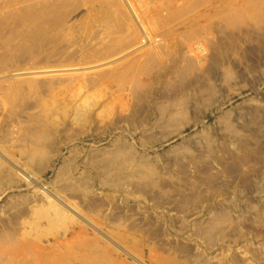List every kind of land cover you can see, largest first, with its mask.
<instances>
[{"label":"rangeland","instance_id":"rangeland-1","mask_svg":"<svg viewBox=\"0 0 264 264\" xmlns=\"http://www.w3.org/2000/svg\"><path fill=\"white\" fill-rule=\"evenodd\" d=\"M185 1L0 0V264H264V0Z\"/></svg>","mask_w":264,"mask_h":264},{"label":"bare ground","instance_id":"bare-ground-1","mask_svg":"<svg viewBox=\"0 0 264 264\" xmlns=\"http://www.w3.org/2000/svg\"><path fill=\"white\" fill-rule=\"evenodd\" d=\"M96 1V0H95ZM98 1V0H97ZM104 1V0H103ZM113 0H105V3L107 2V3H111ZM128 1H130V0H128ZM132 1H139V0H132ZM147 1H150V0H147ZM187 1V0H186ZM185 1V3H188V2H186ZM193 1V0H192ZM151 2H153V0H151ZM190 2V1H189ZM162 3V2H161ZM182 3V2H181ZM180 3V4H181ZM102 4H103V2H102ZM189 4V3H188ZM177 6H179V5H177ZM182 6H183V3H182ZM185 6V5H184ZM187 6H190V5H187ZM181 7V6H180ZM181 8H183V7H181ZM184 8H187V7H184ZM188 8H191V7H188ZM174 9H175V7H174ZM178 9V11L179 12H181V10L182 9H180L179 10V8H177ZM176 9V10H177ZM176 10H173V12H177ZM185 10V9H184ZM190 10V9H189ZM186 11V10H185ZM133 150V149H132ZM129 153V152H128ZM134 153H135V150H134ZM137 155V154H136ZM130 156V155H129ZM128 156V157H129ZM134 156V155H133ZM130 157H132V156H130ZM135 157V156H134ZM139 157V156H138ZM137 158V157H136ZM140 158V157H139ZM128 159V158H127ZM134 159V158H133ZM131 160V159H130ZM137 161V160H136ZM141 161H143V160H141ZM140 162V161H139ZM135 163V162H134ZM125 164V163H124ZM127 164V163H126ZM131 164V163H130ZM133 165V164H132ZM135 165H139V163L138 164H135ZM134 166V165H133ZM140 166V165H139ZM122 171V170H121ZM114 172V171H113ZM106 179V178H105ZM108 179V178H107ZM105 183H106V181H105ZM212 227V226H211ZM211 229V228H210ZM208 233V232H207ZM42 260L43 261H45V263L46 264H56V263H62V262H65L64 261V259H59V258H57V257H54V256H51V255H46V256H44L43 255V258H42ZM63 264H66V263H63Z\"/></svg>","mask_w":264,"mask_h":264}]
</instances>
